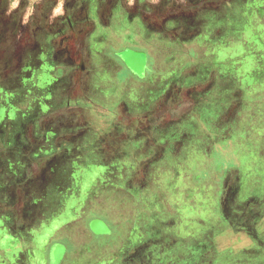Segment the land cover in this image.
I'll return each mask as SVG.
<instances>
[{
    "label": "crops",
    "instance_id": "0c3cea01",
    "mask_svg": "<svg viewBox=\"0 0 264 264\" xmlns=\"http://www.w3.org/2000/svg\"><path fill=\"white\" fill-rule=\"evenodd\" d=\"M12 2L0 4V243L12 238L4 249L26 252L3 263L37 264L25 249L74 204L75 219L56 232L72 243L53 239L60 264L108 257L122 246V220L133 226L139 216L146 217L142 234L156 227L147 221L169 226L176 212L182 222L169 229L183 225L193 241L213 242V227L233 224L228 208L242 188L238 148L254 112L236 120L235 101L218 103L225 113L201 107L218 60L248 45L246 28L264 25V0ZM80 172L89 178L71 180ZM89 181L93 193L83 202ZM208 190L221 214L195 229L188 205ZM104 202L119 219L114 230L103 227L108 236L92 227L94 220L102 227L93 212ZM263 216L248 212L242 226L251 232ZM196 247L201 253L203 245ZM129 249L121 264L152 263Z\"/></svg>",
    "mask_w": 264,
    "mask_h": 264
},
{
    "label": "rangeland",
    "instance_id": "374dc122",
    "mask_svg": "<svg viewBox=\"0 0 264 264\" xmlns=\"http://www.w3.org/2000/svg\"><path fill=\"white\" fill-rule=\"evenodd\" d=\"M3 2L5 3L6 0H0L1 5ZM12 3L15 6L20 4V0H13ZM260 23L261 21L258 20L255 25L257 26L256 28H246V36L250 38V44L248 43L245 47L238 46V49L240 47L238 54L236 52L233 55L230 51L229 55L218 60L216 69L219 68L221 71L217 70L214 75L215 78L213 76L212 81L209 82V85H211L210 92L204 98L205 104L201 107L204 109L205 106L207 107L205 110H210L214 106L218 111L224 109L225 113L227 107L219 108L218 103L235 101L236 120L243 118L245 112H248L250 108L251 112H254L248 123L247 133L249 135L244 136L243 145L241 143L242 147L241 149L238 148L237 154L240 162L238 168L241 171L240 181L242 188L238 191L237 197L239 199H236L234 204L228 208L229 214L233 218L232 220L238 223L229 225L227 224L229 222L220 221L218 228L213 227L212 229V234L219 232V236L214 238L213 242L208 236L194 238V242L192 237L182 235L183 225H179V227L176 225L174 231L169 229L174 222H180L182 219V216L176 212H173V215H169L167 219H171L169 226H165L163 220L147 221L151 225L156 224V227L151 226L150 230H144L142 234L138 228L143 230L144 224L140 218H146L145 216H139V220L136 217L132 224L133 226L130 225V222L125 225V221L122 220V225H119L122 227H117L118 236L121 235L123 239L122 246L117 248L116 251H112V254L106 258H104V255H101L99 259L94 256L89 261L90 264H121L130 247H136L139 252L138 258L141 257L142 261L144 259L150 262L153 260L151 264H264V216L257 221L254 230L251 231L252 236L249 234L250 229L247 230L246 226H242V223H244L243 218L248 212L257 215L260 210L264 211V25H259ZM252 32H254V35H252ZM232 49L235 48L233 47ZM176 74L178 75V71H176ZM239 85L249 88V93L246 92L244 94L243 89L245 88L242 89ZM239 90L242 92L239 93ZM250 99L256 101H251ZM216 109L212 111L215 115L218 112ZM140 110L138 109V111ZM207 126L212 128L209 123ZM209 128L205 127L210 132ZM213 136H216V134L214 133ZM236 137L238 136H234L235 140ZM218 159H220V155L218 156L217 153L215 162ZM75 176L79 180L86 176L89 178L90 175L88 172L83 174L81 172L76 173L71 180H75ZM85 184V192L81 197L83 202H86L92 196V188L94 186V183L90 181ZM252 188L254 190H250ZM98 194L100 195L101 192ZM250 194L252 199H246V197H250ZM203 196L204 192L202 191L201 195L197 196L199 200L195 206L193 207L191 203L188 205L192 213L191 215L187 214L186 219L195 229L196 227L198 229L199 224L201 222L204 223L206 218L219 217L221 214L220 209H218V200L211 196V191L208 190L206 196ZM242 199L245 200L242 201ZM105 204L104 202V206ZM75 205L68 208L69 213L63 215L60 222H53L49 227H44L45 231L34 238L33 246H28L25 249L29 257H31V254L35 255L37 264H43L42 259L46 257L48 248L53 245L51 255L49 253V264H60L62 252L57 251L60 246L53 244V239L58 238L67 243L68 241L72 243L70 237L68 239L65 235L56 236V232L75 219L74 212H72V208H75ZM106 206L103 211L93 212L94 216L100 219L102 227L95 223L96 220L92 221V227L96 234L103 231V234L106 233L108 236L113 233L110 230H114L119 219H115L112 211L106 210ZM142 208L147 210V206L142 205L141 207L140 205L138 207L139 211H142ZM156 211L158 210L156 209ZM139 213L141 214L142 212ZM147 215L150 216L149 213ZM158 223H160V226L157 225ZM104 226L110 228V230H106V228L104 230ZM189 230L191 231L190 228ZM183 233L186 234V231L184 230ZM138 234L139 236L137 237ZM129 237L132 238L130 239ZM11 239L6 237L5 242L1 241L0 243V264H6L3 262H6V259H10V257L17 256L19 259L21 254L26 252L18 254L19 250L17 249L13 253L8 249L5 250L4 248L9 245L10 241H12ZM201 244L203 245L202 252L197 253L196 245L200 247ZM133 264H140L139 260H136Z\"/></svg>",
    "mask_w": 264,
    "mask_h": 264
},
{
    "label": "flooded vegetation",
    "instance_id": "af4514ba",
    "mask_svg": "<svg viewBox=\"0 0 264 264\" xmlns=\"http://www.w3.org/2000/svg\"><path fill=\"white\" fill-rule=\"evenodd\" d=\"M259 213H264V211L262 212V211L260 210ZM244 217L247 218V214H246ZM253 218H254V217H253ZM234 223H238V222H234ZM234 223H233V224H234ZM256 223H257V222H256ZM254 228H255V226H254ZM254 228H253V230H254Z\"/></svg>",
    "mask_w": 264,
    "mask_h": 264
}]
</instances>
